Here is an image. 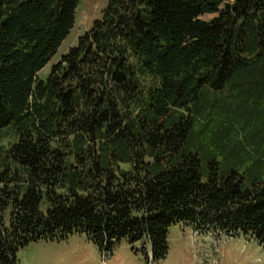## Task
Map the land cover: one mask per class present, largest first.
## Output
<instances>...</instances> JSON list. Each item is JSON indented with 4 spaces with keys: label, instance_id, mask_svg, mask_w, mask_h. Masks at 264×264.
<instances>
[{
    "label": "trees",
    "instance_id": "trees-1",
    "mask_svg": "<svg viewBox=\"0 0 264 264\" xmlns=\"http://www.w3.org/2000/svg\"><path fill=\"white\" fill-rule=\"evenodd\" d=\"M78 2L0 0V264L73 234L157 260L177 223L264 245V0H108L40 79Z\"/></svg>",
    "mask_w": 264,
    "mask_h": 264
},
{
    "label": "rangeland",
    "instance_id": "rangeland-1",
    "mask_svg": "<svg viewBox=\"0 0 264 264\" xmlns=\"http://www.w3.org/2000/svg\"><path fill=\"white\" fill-rule=\"evenodd\" d=\"M107 4L108 0H79L74 24L50 62L39 71L40 79H45L51 66L77 45L78 38L95 20L102 18ZM167 241L166 255L154 260L149 245L142 248L140 244L122 241L103 251L84 235L73 234L62 241L31 242L18 252L16 264H264V245L244 235L199 233L177 223L170 227Z\"/></svg>",
    "mask_w": 264,
    "mask_h": 264
}]
</instances>
